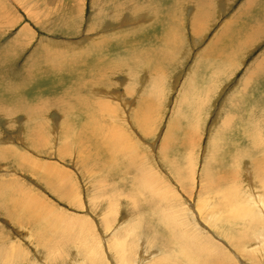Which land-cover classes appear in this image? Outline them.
Instances as JSON below:
<instances>
[{
    "label": "rangeland",
    "instance_id": "1",
    "mask_svg": "<svg viewBox=\"0 0 264 264\" xmlns=\"http://www.w3.org/2000/svg\"><path fill=\"white\" fill-rule=\"evenodd\" d=\"M0 3V264H264V0Z\"/></svg>",
    "mask_w": 264,
    "mask_h": 264
},
{
    "label": "bare ground",
    "instance_id": "2",
    "mask_svg": "<svg viewBox=\"0 0 264 264\" xmlns=\"http://www.w3.org/2000/svg\"><path fill=\"white\" fill-rule=\"evenodd\" d=\"M200 4V3H199ZM0 5H1V7L3 8V10L2 11H5V13H6V8L5 7H3V5H5V4H3V3H0ZM36 7V6H35ZM206 7H208L207 5H205L204 6V8L203 9H205ZM33 10H35L36 11V9L34 8ZM32 10V11H33ZM264 13V12H263ZM4 16L1 18L5 23H10V21H8V19L9 18H7V16H6V14H3ZM203 15V14H202ZM6 16V17H5ZM196 18H198V16H196ZM169 22V21H168ZM165 23V22H164ZM161 25H162V23H161ZM160 25V26H161ZM261 25V24H260ZM203 28V27H202ZM231 28V27H230ZM232 29V28H231ZM228 30L227 31V37L226 38H228V39H233V40H231V41H234V38L233 37H235L234 35H233V31L234 30ZM164 31H165V27H164ZM193 31L195 32V33H197V34H199V31H200V29H198V24L197 25H195V27H194V29H193ZM264 31V30H263ZM240 32V31H239ZM243 33V32H242ZM257 33V32H256ZM259 33H260V30H259ZM241 34V33H240ZM237 35V34H236ZM173 36L172 37H169V40L167 41V37H166V39H165V42H164V46H165V48H166V54L165 55H160V61H159V63H161L160 64V69H162L164 66H165V63L166 62H168V60H169V57H171L169 54H168V50L169 49H171L172 47H173V44L175 43V42H173L174 40H173ZM243 39V38H242ZM161 40V39H160ZM244 40V39H243ZM248 40V39H247ZM162 41H163V39H162ZM215 42V43H214ZM213 43L214 44H216V41H214ZM225 42V41H224ZM231 43H233V42H231ZM166 45H169L170 47H168V46H166ZM241 45V44H240ZM98 46H100V45H95L94 47H98ZM214 46V45H213ZM210 49V48H209ZM237 49V48H236ZM5 50V49H4ZM230 51V50H229ZM162 51H160V53H161ZM171 52V51H170ZM50 52H47V56H48V54H49ZM9 54V53H8ZM207 54H209L208 53V51H206L205 53H204V55H207ZM203 55V56H204ZM43 56V55H42ZM65 56V55H64ZM141 56V55H140ZM132 57V56H131ZM130 57V58H131ZM6 58V57H5ZM205 58V57H204ZM43 59V57L39 60V61H41ZM206 59V58H205ZM170 61V60H169ZM50 63V62H49ZM70 63V65H71V63H73L72 61H70L69 62ZM169 63V62H168ZM76 64V63H75ZM54 65H55V68L57 67V68H59L58 67V65H60L59 64V62H58V60H56L55 61V63H54ZM73 65V64H72ZM264 66V59H262L261 60V63H260V65L259 64H257V69L256 70H254V71H252V74L251 75H249V78L248 79H253V77H254V75H256L257 73H258V71L259 70H261L262 69V67ZM99 67V64L97 65V68ZM1 69V68H0ZM63 71V70H62ZM6 73H7V71H6ZM248 83V82H247ZM155 85H157V83L156 82H154V86ZM142 98V101H141V104H142V106L144 107V108H146L147 107V103H149V95H146L145 96V94L143 95V97H141ZM188 99V98H187ZM184 103V102H183ZM141 107V106H140ZM142 107V108H143ZM151 107V106H150ZM150 107H148L147 108V110H142V111H140L139 112V115H141L142 116V114L144 113V112H147L148 113V110H150ZM145 116V115H144ZM191 128H193V126H191V127H184V129L183 130H181L182 132H184V133H189V129L191 130ZM195 130V129H194ZM180 132V131H179ZM172 137H174V135H171ZM176 136V135H175ZM252 136V135H251ZM172 139V138H171ZM173 142H175V141H173ZM184 142V141H183ZM105 149H106V152H107V155H108V157H110L111 159H115L114 158V156L110 153V150L108 149V148H106L105 147ZM104 151V150H103ZM102 151V152H103ZM64 191V190H63ZM253 192V191H252ZM6 197V196H5ZM15 198V197H14ZM228 199V198H227ZM6 200V199H5ZM4 200V201H5ZM13 200V199H12ZM15 200V199H14ZM229 200V199H228ZM256 201V200H255ZM17 202V201H16ZM14 203V202H13ZM19 203H21V201L19 202ZM262 203V202H261ZM12 204V203H11ZM1 205V204H0ZM8 205V204H7ZM9 206V205H8ZM7 206V207H8ZM12 206V205H11ZM13 206H14V208L16 209L15 211H14V213H12V214H16L17 216H21L19 219L22 221V220H26V218H28V216L30 217V214L32 213V218H33V220H34V222H35V226H37L36 225V223L38 224V222L39 223H42V222H40V221H42V219L40 218V216H39V213H41V212H39L38 210H36L35 209V207L33 208V205L31 206L29 203L27 204H24V203H22V204H13ZM264 206V205H263ZM5 208V207H4ZM8 210V209H7ZM10 210V209H9ZM264 210V209H263ZM262 210V211H263ZM12 212V211H11ZM250 211H248V213H249ZM15 215V216H16ZM45 215V214H44ZM43 216V215H42ZM16 218H18V217H16ZM47 219V220H46ZM19 220V221H20ZM15 221V220H14ZM32 221V220H31ZM24 223H25V221H24ZM32 223V222H31ZM20 224H22V223H20ZM33 224V223H32ZM38 225H41V224H38ZM42 225L44 226V228H43V226H42V228L41 229H39L41 232H40V236H41V238H43V237H47L48 239L51 237V238H53L52 236H54L53 235V228H51L52 226H54L52 223H51V221H49V219L48 218H46L45 216H44V219H43V223H42ZM56 230V229H55ZM58 231V230H57ZM57 231H55V232H57ZM37 232H39L38 230H37ZM54 232V233H55ZM59 232H60V230H59ZM176 232H177V230H176ZM244 233V232H243ZM55 234H57V233H55ZM65 234V233H64ZM177 234V233H176ZM39 235V234H38ZM188 235H187V232L186 231H182V232H179V234H177V235H174V234H172V236L171 237H174V239L175 238H177L178 240L177 241H179V244L177 243V247H178V245H179V247H178V249H177V247L175 248V250H179V252H177V254H178V256L179 257H186L187 256V249H188V247H190V248H195V247H198V244H197V242H198V240H200V239H198V240H195L194 239V237L193 236H189V237H187ZM227 237H229V238H231L230 239V241H232L233 242V244L234 245H236V243H237V241L236 240H241V239H239V237L238 236H236V235H230V234H228V236ZM40 238V237H39ZM46 238V239H47ZM56 238V237H55ZM54 238V239H55ZM65 238H66V236H65ZM68 238V237H67ZM168 238H170V237H168ZM196 238V237H195ZM47 239V240H48ZM58 239H60V238H58ZM171 239V238H170ZM169 239V240H170ZM173 239V238H172ZM46 240V241H47ZM49 241H51V240H49ZM48 241V242H49ZM55 241V240H54ZM53 241V242H54ZM67 241V240H66ZM210 241V240H209ZM62 241H56V242H54V243H52V242H50L49 244H52V245H54V246H59V245H62V244H60ZM85 242V241H84ZM171 242V241H170ZM44 243V242H43ZM65 243H67V242H65ZM69 243V242H68ZM174 243V242H173ZM200 243H202V242H200ZM214 243V242H213ZM47 244V243H46ZM86 244V243H85ZM84 244V245H85ZM174 244H176V242L174 243ZM211 244V243H210ZM209 243H208V246L207 247H205V244H201V246L200 247H202V249H203V251L201 252V254H203V253H205V252H209L210 253V251L212 250V248H211V246L212 245H210ZM39 245V244H38ZM47 246H48V244H47ZM215 247V246H214ZM48 248V247H47ZM78 248V247H77ZM126 248V245L125 244H123L122 243V246H121V249L122 250H126L125 249ZM208 249V250H210V251H206V250H204V249ZM216 249H219V248H216ZM48 250V249H47ZM78 250V249H77ZM116 250H117V248H116ZM215 250V249H214ZM221 250V249H220ZM10 254V253H9ZM206 255V257H205V259H204V261H202V262H200L199 264H219V262H218V260L217 259H215V257L214 258H212L211 256H210V254H205ZM204 255V256H205ZM213 255V254H212ZM10 256H11V254H10ZM221 256V255H220ZM8 258V257H7ZM4 259H6V258H4ZM92 259V258H91ZM167 259H168V257H167ZM167 259H165V260H167ZM121 260H123V257H122V259ZM15 261V260H14ZM162 261V260H161ZM220 261V260H219ZM13 262V261H12ZM79 262V261H78ZM6 264H10L9 262L8 263H6ZM78 264V263H77ZM187 264H189V263H187Z\"/></svg>",
    "mask_w": 264,
    "mask_h": 264
}]
</instances>
